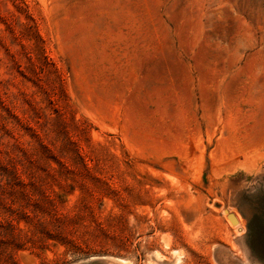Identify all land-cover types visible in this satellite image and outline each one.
Masks as SVG:
<instances>
[{
  "label": "rangeland",
  "instance_id": "374dc122",
  "mask_svg": "<svg viewBox=\"0 0 264 264\" xmlns=\"http://www.w3.org/2000/svg\"><path fill=\"white\" fill-rule=\"evenodd\" d=\"M259 198L264 0H0V264H263Z\"/></svg>",
  "mask_w": 264,
  "mask_h": 264
},
{
  "label": "trees",
  "instance_id": "16d2710c",
  "mask_svg": "<svg viewBox=\"0 0 264 264\" xmlns=\"http://www.w3.org/2000/svg\"><path fill=\"white\" fill-rule=\"evenodd\" d=\"M247 244L251 254L264 264V198H259L247 221Z\"/></svg>",
  "mask_w": 264,
  "mask_h": 264
},
{
  "label": "bare ground",
  "instance_id": "6f19581e",
  "mask_svg": "<svg viewBox=\"0 0 264 264\" xmlns=\"http://www.w3.org/2000/svg\"><path fill=\"white\" fill-rule=\"evenodd\" d=\"M232 214L233 215V217H234V220H235V224L234 225H236V227H238V226H240L241 224H242V222L240 221V219H239V216H237L236 214H234V213H231L230 211H228V214Z\"/></svg>",
  "mask_w": 264,
  "mask_h": 264
},
{
  "label": "water",
  "instance_id": "95a60500",
  "mask_svg": "<svg viewBox=\"0 0 264 264\" xmlns=\"http://www.w3.org/2000/svg\"><path fill=\"white\" fill-rule=\"evenodd\" d=\"M228 216H229V218L232 220V222L234 223L235 222V220H234V217H233V215L232 214H228Z\"/></svg>",
  "mask_w": 264,
  "mask_h": 264
}]
</instances>
